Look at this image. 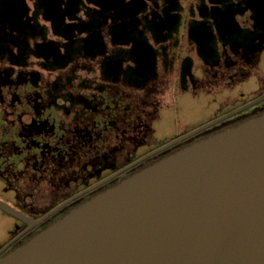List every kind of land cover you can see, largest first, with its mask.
Listing matches in <instances>:
<instances>
[{"label":"flooded vegetation","instance_id":"1","mask_svg":"<svg viewBox=\"0 0 264 264\" xmlns=\"http://www.w3.org/2000/svg\"><path fill=\"white\" fill-rule=\"evenodd\" d=\"M32 3L33 12L30 14L28 0H0V62L3 63L0 65V183L4 185L0 199L30 217L44 216L65 200L140 157L93 179L89 178L88 166L83 170L77 166L76 171L69 161L53 163L55 154L63 157L64 151L60 148L65 145L55 144L52 149L51 144H42V137L59 128L67 136L74 132L76 124L69 98L66 101L56 92L50 97L43 96L38 88L47 92V88L58 87L59 78L62 79L61 85L72 86L76 80L66 81V77H74L79 67L76 63L80 60L88 61L82 67L87 74L95 72L98 67V80L100 84H106L103 76L105 61L116 56L119 60L116 67L120 70L116 84L135 90L132 96L136 101L143 96L138 90L152 88L147 93H156V87L164 82L183 90L191 89L194 96L206 95V106L212 109V113L207 121L191 130L234 113L172 146L169 148L175 147L172 153L264 115V98L243 108L264 96V0H32ZM83 9L86 18L79 14ZM41 20L50 23L52 33L61 40L49 41L47 30L22 32V23L37 25ZM94 21L99 24L94 30L75 31V25L89 22L95 26ZM107 23L113 25L110 33L116 45L111 54L107 52V43L100 33ZM55 25H59L58 32ZM68 27L73 30L72 34L65 32ZM75 34L82 38V44L101 43L105 51L95 57L90 53L76 55L67 52L66 66H48V62L56 57L52 49H57L60 54L66 53L69 46L76 45ZM37 36L40 41L32 42ZM31 55L40 59L41 69L56 73L54 79L44 81L40 70V74L38 71L35 75L37 84L33 86L35 72L24 70ZM93 64L97 65L96 69ZM160 67L168 74L167 81L160 80ZM127 74L132 77L127 79ZM24 76H28V81H23ZM83 78L91 79L89 76ZM22 86L24 91H28L27 87L36 88L35 95L23 96ZM103 108L105 112L109 107L104 105ZM85 126L78 127L79 135L86 132ZM68 146L72 145L67 142L65 149L69 150ZM169 149L65 205L5 248L29 227L10 215L18 221V226L8 240L0 243V259L92 197L172 154L162 155ZM10 193L13 197L8 195ZM28 198L55 202L38 212L36 208L40 206L37 203H25Z\"/></svg>","mask_w":264,"mask_h":264},{"label":"water","instance_id":"2","mask_svg":"<svg viewBox=\"0 0 264 264\" xmlns=\"http://www.w3.org/2000/svg\"><path fill=\"white\" fill-rule=\"evenodd\" d=\"M229 115L140 156L40 218L0 199V210L29 226L5 248L75 199ZM0 264H264V115L123 179Z\"/></svg>","mask_w":264,"mask_h":264},{"label":"trees","instance_id":"3","mask_svg":"<svg viewBox=\"0 0 264 264\" xmlns=\"http://www.w3.org/2000/svg\"><path fill=\"white\" fill-rule=\"evenodd\" d=\"M94 22L96 24L95 26H92L89 22L77 24L75 25V31L77 30L81 32L82 30H94L95 27L99 26L97 21ZM31 25L32 24L29 23H22V32ZM36 29V31H41L39 26H37ZM55 29L58 32L59 25H55ZM66 31H69V34H72L73 32L71 27L65 29V32ZM25 32L31 33L33 31L30 30ZM75 35L76 45L74 47L69 46L66 49V53L60 54L57 49H52V54H55L56 57L48 62V66L55 67V64H57L58 67L66 66L68 61L66 60L67 52L76 55L90 53V55L95 57V54L105 51V47L101 43L87 46L82 44V38H78L77 34ZM98 39L99 38H97V40ZM105 62L103 76L104 79L107 80L106 84H100L98 80L99 78H82L77 72H75L74 77L69 76L66 77L67 79L65 78L66 81H70L72 78L76 80L70 87L61 85L62 79L59 78V82H56V84L60 83V86L58 87L47 88V92L45 89L38 88L43 96L50 97L56 92L58 93V96L65 97L66 101L69 98L68 100H71L70 108L73 114L72 119L76 124L74 132H70L67 136L60 128L54 131L50 130L48 135L46 134L42 137L44 140L42 144H51L53 146L52 149H54L55 144L58 146L65 145L66 147V143L68 142V144L72 146H68L70 147L69 150L65 149V147H59L64 151L62 153L63 157H60L58 153L55 154V156L52 157L53 163H67V161H69V163L74 164L76 171L78 170L76 168L77 166L82 170L88 166L90 169V179L100 177V174L118 168L115 164V152L117 150H121L128 144L136 146L146 144L148 134L152 130L153 121L157 117L146 111L147 104L144 97L149 95L148 93L141 96L138 99V102V100L136 101L132 96V88L124 86L129 89H126V91L125 89H119L124 87L116 84V80L120 76V70L116 67L119 62L118 58L112 56ZM75 70H77V68ZM35 75H37V73L32 75V77H34L32 81L33 86H36L37 84L35 81ZM126 76L127 79L132 77L131 74H127ZM89 80L90 82H87ZM23 81H28V76H24ZM27 88L30 90L36 89L33 87ZM64 104V107L66 108V103ZM104 105L109 107L105 112L103 108ZM42 106L44 107L43 103ZM36 107H39L38 103ZM49 111L50 109L48 112ZM50 121L51 123L56 122V120ZM83 125H86V132L79 135L80 130L78 127L82 128ZM174 149L175 147L167 150L162 155L172 153ZM53 152L56 151L54 150Z\"/></svg>","mask_w":264,"mask_h":264},{"label":"rangeland","instance_id":"4","mask_svg":"<svg viewBox=\"0 0 264 264\" xmlns=\"http://www.w3.org/2000/svg\"><path fill=\"white\" fill-rule=\"evenodd\" d=\"M28 4L30 5V14L33 12V3L32 0H28ZM80 15L87 16L85 9L79 13ZM39 26L42 31L47 30V39L50 40H61L60 38L56 37L52 33V26L50 23L44 22L41 20L40 24H32L27 28L25 31L32 30V33L36 32V27ZM64 26V25H62ZM113 25L105 24L100 29L101 36L105 38V41L107 43V52L112 53L114 49L116 48L115 42L113 40V37L110 33V30ZM46 28V29H44ZM46 32V31H44ZM36 39L34 41H40L39 36L35 37ZM30 54V52H28ZM40 59L36 58L35 56L31 55L29 62H27L26 67L24 70L26 71H32L40 74V70L43 73V80L44 81H50L54 79V76H56V73H50L49 71H45L41 69L39 66ZM78 63V64H77ZM76 63V65H79L77 73L80 77H90L91 79L95 78L97 79L99 76L98 67L96 64H93L95 66V72H89L87 74L82 69L83 64H88L87 60H80ZM0 65H3L2 62H0ZM82 65V66H81ZM163 68L160 67V80L165 79L167 81L168 74L166 72H163ZM161 86L156 87V93L152 91V94L147 95L144 97L147 107L146 111L150 112L152 115H156V119L153 121L152 124V130L148 134L147 142L146 144L142 146H136L133 144H128L126 147L122 148L121 150H117L115 152V164L117 167H121L131 160L135 159V157L141 156L148 151L154 149L157 146H160L164 143H167L171 141L172 139H175L176 137H179L180 135H183L193 129L194 127L200 125L204 121H207L209 116L212 113V109L208 108L206 106L207 103V96L204 94H200L197 96H194L192 94L191 89L183 90L179 87H172L170 86L169 82H164L160 84ZM121 86V85H120ZM124 87V85H123ZM25 89H27L25 87ZM120 90L129 89V88H119ZM152 90L145 89L146 93L148 91ZM8 91V90H7ZM202 91V90H201ZM200 91V92H201ZM132 92L135 93V90H132ZM138 94L144 96V90H138ZM8 93V92H7ZM6 93V94H7ZM35 90L24 91V86H22V94L23 96H34ZM25 94V95H24ZM9 95V94H8ZM159 100V101H158ZM139 102V101H138ZM106 172L105 174H107ZM4 185L0 183V191ZM9 196L13 197V194H8ZM1 196V195H0ZM9 196H2L3 198L7 199ZM25 203H34L39 205V208H36L38 212H41L44 210L45 207L51 206L52 203L55 201L47 200V199H26ZM18 226V221L15 220V218L11 217L10 215L4 213L0 210V243L8 240L11 235L15 232L16 228Z\"/></svg>","mask_w":264,"mask_h":264}]
</instances>
